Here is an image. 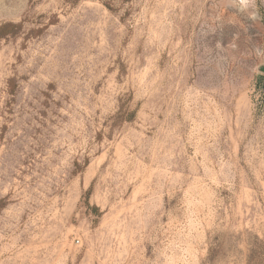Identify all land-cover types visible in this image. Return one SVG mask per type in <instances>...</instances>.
Wrapping results in <instances>:
<instances>
[{
	"label": "rangeland",
	"instance_id": "374dc122",
	"mask_svg": "<svg viewBox=\"0 0 264 264\" xmlns=\"http://www.w3.org/2000/svg\"><path fill=\"white\" fill-rule=\"evenodd\" d=\"M8 24L0 264H264V0H0Z\"/></svg>",
	"mask_w": 264,
	"mask_h": 264
},
{
	"label": "trees",
	"instance_id": "16d2710c",
	"mask_svg": "<svg viewBox=\"0 0 264 264\" xmlns=\"http://www.w3.org/2000/svg\"><path fill=\"white\" fill-rule=\"evenodd\" d=\"M17 27V25H13V24H8V25H4V26H2L1 28H0V30H5V29H7V28H16ZM133 114H132V112L129 114V117H127L128 119L127 120H129V118H130V116H132ZM128 116V115H127ZM90 194V189H88L87 190V192H86V194H85V197H87L88 195ZM88 204V203H87ZM92 210H97L96 208H92ZM97 212V211H96Z\"/></svg>",
	"mask_w": 264,
	"mask_h": 264
},
{
	"label": "water",
	"instance_id": "95a60500",
	"mask_svg": "<svg viewBox=\"0 0 264 264\" xmlns=\"http://www.w3.org/2000/svg\"><path fill=\"white\" fill-rule=\"evenodd\" d=\"M259 71L264 74V66H261L260 69H259Z\"/></svg>",
	"mask_w": 264,
	"mask_h": 264
}]
</instances>
